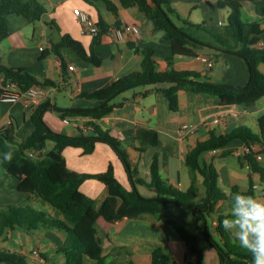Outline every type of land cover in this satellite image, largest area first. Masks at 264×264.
Returning <instances> with one entry per match:
<instances>
[{
    "label": "crops",
    "instance_id": "crops-1",
    "mask_svg": "<svg viewBox=\"0 0 264 264\" xmlns=\"http://www.w3.org/2000/svg\"><path fill=\"white\" fill-rule=\"evenodd\" d=\"M41 1L47 7V13L36 22H30L18 14L9 16L11 34L0 45L2 59L6 64L26 67L40 79L55 81L54 84L45 86L49 91L48 97L30 106L22 99L14 102L0 100V126L13 125L19 140L26 139L33 132L35 125L31 111L45 102L47 105L43 117L54 131L71 135L81 133L78 124L88 123L93 117L80 114L63 117L60 111L95 108L99 105V99L89 98L83 93L98 90L126 74L141 70L142 49L145 47L155 49V58L160 69L170 67L168 58L173 55L172 47L163 42L164 32L156 30L153 22L138 7H124L120 0H112L119 8L117 16L104 0ZM171 5L175 11L172 17L183 29L185 26L196 28L191 22L220 25V15L225 12L229 17L230 14V8L221 7L218 0H171ZM80 9L89 12L97 21L102 17L111 26L116 25L117 21L135 23L139 25L141 32L125 41H116L109 31L104 33L101 40L94 45V50L103 59L100 65L87 61L71 47H62L59 56L52 51L53 43L65 34L81 40L88 50L93 44L95 35L85 34L81 30L77 15ZM242 18L245 21L259 20L264 27V16L256 11L255 4L251 1L244 2ZM47 21H55L56 24L51 25ZM194 36L206 41L199 48L200 55H176L173 64L175 68L198 71L201 73V80L213 83L244 85L249 81V66L241 55L216 50L210 43L212 40L205 39L203 35ZM261 43L264 45V33ZM45 50H50L51 53L43 56ZM259 69L264 73V62L259 64ZM168 85V82H158L125 88L111 100L122 104L115 106L96 121L122 141L129 158L138 168L139 176L148 181L151 179V162L154 155L159 153L162 176L174 186L186 189L190 185L185 188L186 181H189L185 162L187 147L194 145L198 138L208 139L212 132L221 135L237 127H249L260 134L259 117L264 114V95L251 106L223 105L211 94H198L190 89H181L180 108L174 112L170 108L169 98L156 89ZM219 115H222V119L215 122L214 119ZM139 124L156 129L160 135L158 144L148 146L142 154L138 151L140 142L136 136ZM186 127H195V131L183 133L182 129ZM54 145V141L49 140L46 151H50ZM247 148L248 144L244 139L236 138L217 152L210 151L205 154L206 159L216 165L220 184L227 192L236 184L242 190L250 187L251 166L247 160L242 159ZM64 155L68 166L81 173H102L112 164L121 182L127 187L133 186L124 163L108 143L97 142L94 151L90 153H86L82 147L68 146L64 149ZM259 160L264 167V157ZM253 179L256 185L255 199L264 202V180L258 172L253 173ZM18 184L17 177L0 161V205L22 204L35 198L49 211L59 215L57 208L42 198L20 191ZM201 186L202 182L200 191ZM143 188L155 195L147 185L138 184L142 195L147 196L142 192ZM81 189L95 197L98 205L109 194L108 186L96 177L85 179ZM218 208L223 212L231 211L232 199L220 200ZM162 215L179 220L191 232L201 235L191 210L168 201L163 207ZM230 234L233 236L231 232ZM109 235L112 240L109 244L112 254L107 264H131L133 261L137 264H151L152 254L158 247H162L178 264H186L187 248L178 230L152 212H142L135 218L116 223L109 229ZM65 242L66 234L57 229L39 228L30 231L18 227L7 233L0 246L25 253L30 264H67L66 253L61 250ZM214 249L208 248L207 251ZM212 254L214 257V252ZM216 263L220 264V260ZM85 264H94V260L86 257Z\"/></svg>",
    "mask_w": 264,
    "mask_h": 264
},
{
    "label": "trees",
    "instance_id": "trees-1",
    "mask_svg": "<svg viewBox=\"0 0 264 264\" xmlns=\"http://www.w3.org/2000/svg\"><path fill=\"white\" fill-rule=\"evenodd\" d=\"M109 9L117 16L118 5L112 0H104ZM221 7H229L228 23L221 29L204 23H192L197 29L209 34L210 43L216 50H226L241 55L247 62L250 71L249 81L244 85H230L201 80V73L189 69L174 67L176 55L198 56L199 48L206 41L190 34L180 27L172 17L175 13L171 0H120L124 7H138L152 22L156 30L163 31L162 40L172 47L173 55L168 58L169 68L160 69L155 58V49H142L143 67L141 70L126 74L111 84L92 92H84L89 98L99 99L95 108L61 110L63 117L80 114L92 116L90 123L94 126L93 134L84 131L77 135L54 131L44 120L43 113L47 103L35 107L31 111L34 122L33 132L24 140H19L13 125L0 126V161L3 166L19 180L18 189L42 198L59 210L56 215L42 206L36 208L23 204L0 205V240L5 238L10 230L18 227L30 231L39 228H50L63 231L66 242L61 250L66 253L67 264H85V258L94 260V264H107L112 254L109 248L111 238L109 229L116 223L135 218L142 212H152L173 225L183 238L187 252L186 264H207L206 250L215 248L219 254L220 264H252L249 252L241 248L229 231L223 227V220L230 218L231 211L223 212L218 208V202L231 198L234 193L256 196V185L253 173L258 172L264 180V167L256 156V152L247 151L242 159L251 166L250 187L248 190L236 184L227 192L220 184L219 171L213 162H209L205 154L213 149H219L236 138L244 139L248 145L252 142H263L264 114L259 117L260 134L249 127H237L224 134L215 132L206 140L197 139L195 144L186 149V165L191 176L188 188L180 189L171 184L161 174L159 153L151 162V179L148 181L138 175V168L129 158L122 141L104 129L96 121L121 103L112 102L113 97L125 88L137 84L168 82V86L157 87L170 100L172 111H178L179 91L190 89L200 94H211L217 97L223 105L251 106L264 95V73L259 64L264 62V45L261 36L264 27L261 21H245L242 18L244 2L255 4L256 11L264 16V0H218ZM94 2V0H90ZM47 13V7L41 0H0V45L10 36L9 16L22 15L30 22L42 19ZM177 14V13H176ZM56 24L55 21H47ZM98 24L100 32L95 35L93 44L88 50L81 40L70 34H65L53 43L52 51L60 54L62 47H71L84 59L95 65H100L103 59L94 50V45L101 40L110 25L102 18ZM121 22L117 21L116 25ZM51 53L43 52V56ZM0 75L5 82H14L22 90H27L37 84L48 86L55 81L40 79L26 67H15L6 64L0 52ZM136 136L140 145L138 151L142 154L148 146H156L159 142V132L143 124L137 126ZM55 145L46 151L47 142ZM108 143L124 163L133 184L127 187L117 177L114 166L110 164L105 172L98 174L81 173L68 166L64 149L68 146L82 147L86 153L94 151L97 142ZM29 151H33L31 155ZM6 153L12 154L11 161L4 159ZM226 154V152H225ZM96 177L103 181L109 189V194L100 204L97 199L81 189V184L87 178ZM200 182L205 188V198L198 202ZM138 184H145L155 192L153 196H144L138 189ZM168 201H172L193 212L195 224L201 235L186 228L179 220L162 215V210ZM217 230V233L213 231ZM191 262V263H189ZM0 264H30L27 255L18 250L0 246ZM43 264V263H41ZM131 264H137L134 261ZM151 264H178L162 247L152 254Z\"/></svg>",
    "mask_w": 264,
    "mask_h": 264
},
{
    "label": "built area",
    "instance_id": "built-area-1",
    "mask_svg": "<svg viewBox=\"0 0 264 264\" xmlns=\"http://www.w3.org/2000/svg\"><path fill=\"white\" fill-rule=\"evenodd\" d=\"M78 19L81 23V30L85 34L97 35L100 32V26L98 21L95 20L91 14L83 9L77 11ZM109 32L113 35L116 41H125L129 37L137 36L140 34L141 29L139 25L135 23H121L120 25H110ZM43 49V47H41ZM73 68V65H70ZM49 91L45 86L33 85L27 90H22L14 82H5L4 76L0 75V100L2 101H17L24 100L25 103L30 106L35 102H40L43 98L48 97ZM222 119V115L217 116L214 121L219 122ZM82 131L94 130V126L90 122H80L78 124ZM195 127H186L182 129V132L189 133L194 132ZM218 149H213L211 152H217ZM247 151L256 152L258 159L264 157V139L263 142H252L248 145ZM31 155H34L33 151H29ZM191 263V262H189Z\"/></svg>",
    "mask_w": 264,
    "mask_h": 264
},
{
    "label": "clouds",
    "instance_id": "clouds-1",
    "mask_svg": "<svg viewBox=\"0 0 264 264\" xmlns=\"http://www.w3.org/2000/svg\"><path fill=\"white\" fill-rule=\"evenodd\" d=\"M4 159L11 161L12 154L6 153ZM231 199V215L223 220L224 229L251 254L252 264H264V202L242 193H234Z\"/></svg>",
    "mask_w": 264,
    "mask_h": 264
},
{
    "label": "rangeland",
    "instance_id": "rangeland-1",
    "mask_svg": "<svg viewBox=\"0 0 264 264\" xmlns=\"http://www.w3.org/2000/svg\"><path fill=\"white\" fill-rule=\"evenodd\" d=\"M243 17H244V19H246V16H244L243 15ZM220 19L222 20V23H223V25H221L222 23H220V25L219 24H215V25H210V26H212V27H214L215 29H223L225 26H226V24L228 23V17H227V15H226V13L225 12H223L221 15H220ZM185 30L187 31V32H189L190 34H194V35H203L202 37H204L205 36V39L207 38L208 40H212V38H211V36L209 35V34H207V33H205V32H203L202 30H200V29H197V28H192V27H190V26H185ZM213 41V40H212ZM85 133H87V134H93V131L92 130H86V131H84ZM187 175H188V179H189V181H186V184H185V188H186V186L187 185H189L190 184V173H189V169L187 170ZM142 192L145 194V195H147V196H149V195H153L154 193L153 192H151L150 190H148V189H145V188H143L142 189ZM204 198H205V188H204V186H201V191H200V193L198 194V196H197V201L198 202H200V201H203L204 200ZM23 205H30V206H33V207H36V208H41V205H40V203H38L36 200H35V198L33 199V198H31V199H28L27 201H25L24 203H22ZM11 231V230H10ZM233 237V236H232ZM234 239H236L235 237H233ZM1 243H2V239L0 240V245H1ZM5 244V243H4ZM210 249V248H209ZM208 250V249H207ZM206 250V252H205V254H206V262L208 263V264H217L216 263V261L218 262L219 260H218V251L216 250V249H214L213 251L212 250H210V251H207ZM214 252V257H213V253ZM217 259V260H216ZM87 261H91V260H89V259H87Z\"/></svg>",
    "mask_w": 264,
    "mask_h": 264
},
{
    "label": "water",
    "instance_id": "water-1",
    "mask_svg": "<svg viewBox=\"0 0 264 264\" xmlns=\"http://www.w3.org/2000/svg\"><path fill=\"white\" fill-rule=\"evenodd\" d=\"M213 231H214L215 233H217V230H216V229H213Z\"/></svg>",
    "mask_w": 264,
    "mask_h": 264
}]
</instances>
